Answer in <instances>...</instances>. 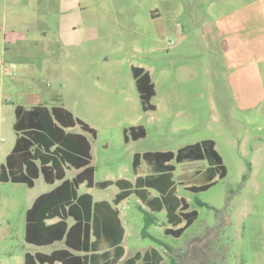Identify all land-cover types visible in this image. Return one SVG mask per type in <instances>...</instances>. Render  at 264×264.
Returning <instances> with one entry per match:
<instances>
[{
  "label": "rangeland",
  "instance_id": "374dc122",
  "mask_svg": "<svg viewBox=\"0 0 264 264\" xmlns=\"http://www.w3.org/2000/svg\"><path fill=\"white\" fill-rule=\"evenodd\" d=\"M134 67L151 74L155 110H143ZM36 105H63L96 130L97 183H135L137 153L216 143L224 179L210 178L207 161L172 162L177 196L199 213L180 238L165 229L184 224H170L166 211L116 184L80 186L95 202L119 201L124 232L111 242L125 248L121 263L154 247L163 264H264V0H0V167L17 139L16 107ZM136 126L146 137L127 142ZM141 169L149 173L145 160ZM76 173L67 170V179ZM182 174L192 185L215 184L193 193ZM59 184L0 181V264L61 247L25 240L28 209ZM145 212L158 221L147 237ZM109 251L91 254L90 264Z\"/></svg>",
  "mask_w": 264,
  "mask_h": 264
},
{
  "label": "trees",
  "instance_id": "16d2710c",
  "mask_svg": "<svg viewBox=\"0 0 264 264\" xmlns=\"http://www.w3.org/2000/svg\"><path fill=\"white\" fill-rule=\"evenodd\" d=\"M134 77L140 93L144 111L155 110L151 105L156 95L151 74L144 68L134 67ZM14 131L17 139L11 153L0 167V181L3 183H21L33 188L39 178L49 185L60 182L52 191L40 195L26 213L25 240L37 247H61L51 253L26 254L25 264H90L91 254L108 250L109 257L100 264H163L161 252L150 247L144 254L136 253L121 263L125 248L117 241L111 242L116 235H122L124 226L118 209L119 201L95 202L91 194H79V188L85 184L88 188L106 189L116 184L129 195H137L153 212L166 211L170 224L181 226L178 229L166 228L165 234L175 238L182 237L193 226L199 213L190 210L191 206L184 198L177 196L175 182L177 164L207 161V172L212 180L227 176V168L213 140L179 149L177 153L146 152L134 157V169L137 173L135 183L128 180L95 182L96 169L92 165V143L90 136L96 138L97 132L82 119L76 117L63 105L49 108L36 105L30 109L17 106ZM80 127L82 132H73ZM147 135L144 126L126 130L125 140L138 141ZM130 136V137H129ZM142 160L149 165V173L141 169ZM77 173L67 179V170ZM179 181L188 191L201 193L215 184L192 185L187 175H181ZM155 190L159 196L150 199L148 190ZM146 213L144 237L149 236L148 229L156 224L155 215Z\"/></svg>",
  "mask_w": 264,
  "mask_h": 264
},
{
  "label": "crops",
  "instance_id": "0c3cea01",
  "mask_svg": "<svg viewBox=\"0 0 264 264\" xmlns=\"http://www.w3.org/2000/svg\"><path fill=\"white\" fill-rule=\"evenodd\" d=\"M232 49V48H231ZM230 53H232L233 54V52H230Z\"/></svg>",
  "mask_w": 264,
  "mask_h": 264
}]
</instances>
